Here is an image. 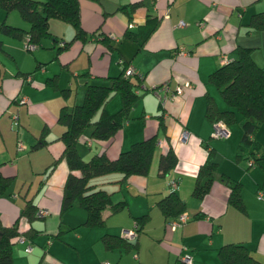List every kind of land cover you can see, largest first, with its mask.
<instances>
[{"label":"crops","instance_id":"0c3cea01","mask_svg":"<svg viewBox=\"0 0 264 264\" xmlns=\"http://www.w3.org/2000/svg\"><path fill=\"white\" fill-rule=\"evenodd\" d=\"M130 1L135 0H78L79 24L90 34L83 42L73 39L59 48L57 42L69 39L73 28L65 26L67 37L51 29L56 40H40L37 45L41 46L30 54L21 48L23 37L0 33V172L11 176L0 192V222L13 221L24 197H31L36 208L46 209L30 222L35 234L18 237L12 244L13 264H99L103 258L114 264H220L216 247L226 241L244 243L264 264V195H256L264 173L257 165L246 167L244 161L234 159L240 135L237 123L228 126L225 137L212 138L210 122L203 115L204 90L217 105L220 101L206 74L221 63L222 56L231 57L235 43L249 46L251 58L264 68V29L245 32L242 23L252 12L264 8V0H140L129 15L117 9ZM145 13L157 16L158 22L137 49L122 32L127 21L131 22L129 28L139 25ZM13 22L25 27L16 18ZM102 35L109 38L110 48L99 41ZM123 65H130L134 70L130 76L139 78L141 95L129 110L131 117L111 141L88 140L83 131L80 140L88 151H82L81 157L100 151L112 157L132 141L157 133V114L165 128L157 135L159 144L145 175L129 174L118 186L112 181L120 177L116 171L90 178L93 187L119 190L117 199L125 203L118 211H101L102 227H87L82 224L84 211L77 204L58 213L66 166L58 158L63 126L56 121V113L62 104L70 106L81 100L85 81L105 83V77L115 75ZM52 75L58 88H66L64 95L44 82ZM185 80L188 85L171 93L174 85ZM153 86L156 88L151 90ZM161 95L165 96L162 105ZM21 96L23 101H19ZM118 105L115 93L103 108L112 111ZM43 128L46 142L34 146ZM180 132L189 134V140L180 141ZM254 137L264 149V119ZM198 140L216 152L218 171L241 182L244 212L226 203L228 187L217 178L200 199L190 195L197 164L205 155ZM168 146L175 150L177 159L171 169L160 173L157 155ZM53 160L51 168L45 169ZM169 178L176 179L173 190L184 200L189 214L173 230L163 226L155 203L171 189ZM145 211L148 217L135 234L136 249L117 252L102 247L101 231L118 233L121 228L133 227L132 216ZM193 212L200 215L192 216ZM59 229L61 239L53 235ZM181 243L189 249V263L178 259ZM27 245L29 249L24 250Z\"/></svg>","mask_w":264,"mask_h":264},{"label":"trees","instance_id":"16d2710c","mask_svg":"<svg viewBox=\"0 0 264 264\" xmlns=\"http://www.w3.org/2000/svg\"><path fill=\"white\" fill-rule=\"evenodd\" d=\"M140 2V0H135L127 2V4H120L117 9L129 15ZM0 7L4 12L12 8L16 9L18 15L27 22V26L22 27L7 23L2 19L0 20V33L16 38L23 37L33 43V47L46 36H49L52 41L56 40L55 34L48 29L49 17L66 21L73 28V33L69 39L65 42H57L58 48L65 46L73 39L83 42L90 34H87L79 24L78 0H0ZM157 22V16L145 13L143 21L134 29L129 28L131 22L127 21L122 36L135 42L136 48L139 49L153 31ZM242 23L245 26V32L264 29V8L252 12ZM99 41L108 48L111 47L107 36L102 35ZM220 62L219 65L206 74V80L214 86L223 105L221 106L220 101L217 105L214 97L209 92L203 91V115L210 122V136L225 137L211 135L214 120H220L227 127V135L228 126L236 122L240 128V135L235 144L234 159L237 161L244 160L246 167L257 165L264 173V149L260 141L254 137L264 119V68L251 58L250 47L239 43H235L231 48V57L223 56ZM125 67L127 66L123 65L115 75L106 76L107 81L105 83L85 81L81 100L72 103L70 106L62 104L56 113V121L63 126L59 133L62 148L58 158L63 159L66 166V173L60 190L58 213H62L72 204H77L84 211L82 224L87 227H102L104 218L101 211L104 208H107L109 212L118 211L125 203L124 199H111L110 194L113 190L93 187L94 184L90 182V178L118 171L120 177L112 180L118 186L117 184L123 182L129 174L145 175L149 169L155 146L157 143L159 144L157 134L153 132L146 137L132 141L126 148L118 150L112 157H108L103 151H100L83 158L77 151L76 141L83 131L87 130L88 137L91 139L100 142L111 141L115 131L120 129L123 122L131 117L129 110L141 94L137 90L139 78L136 75L130 76L134 70L125 74ZM55 79L56 77L52 75L46 77L44 82L52 88L58 89L64 95L66 88H58ZM174 86L171 93H179L174 91ZM155 88L153 86L150 89ZM115 93L119 96V105L112 111H106L103 104ZM162 103L163 101L161 105ZM155 116L157 118V132H164L165 123L163 118L160 114ZM44 131L45 128L39 132L34 146H40L46 142ZM181 133L179 134L180 141L189 140V134L185 133L184 138H181ZM198 142L203 145L205 155L197 164L190 187V195L195 199H200L208 190L211 181L217 178L222 180L228 187L226 203L240 212H244L241 182L232 179L222 171H218L217 154L214 149L212 147L206 148L205 143H200V140ZM176 155L171 146L158 153L157 168L160 173L167 172L173 167L177 159ZM53 162L54 160L45 169L49 170ZM10 179V175L7 176L0 172V192L6 188ZM168 184L171 189L159 196L155 203L163 216V226L173 230L181 223L170 228L168 226L170 221L182 212L185 213L183 222L189 217V214L185 211L184 200L173 190L176 179L169 178ZM257 189L262 191L260 196L262 197L264 195V176ZM36 209L31 197H24L20 210L13 221L8 224L0 222V264H13L11 247L18 237H22V239L31 238L32 234H35L36 229L32 227L30 222L35 217L42 216L36 214ZM197 213L193 212L191 215H200V213ZM147 217L148 213L146 211L133 215V227L121 228L118 233L101 231L99 241L102 247L106 250L133 251L137 245L136 231L140 229ZM19 219L22 222L19 223ZM125 229H131L133 234L130 237L125 235ZM53 235L61 239L60 229ZM181 245H184L190 254L187 245L181 243L177 256L182 251L180 250ZM25 247H23L24 250H28ZM216 256L220 264H262L240 241L220 243L216 247ZM99 264L114 263L107 258H103Z\"/></svg>","mask_w":264,"mask_h":264},{"label":"built area","instance_id":"2783aa9c","mask_svg":"<svg viewBox=\"0 0 264 264\" xmlns=\"http://www.w3.org/2000/svg\"><path fill=\"white\" fill-rule=\"evenodd\" d=\"M181 21H179L180 23ZM61 43V42H59ZM34 44L29 42L28 40H26L24 38V41L22 43V47L24 49H31L33 48ZM221 59H223V56L221 57ZM133 71V68L129 65L127 67H125L124 69V73L125 74H128V73H131ZM185 85H188V81L185 80L183 81L182 83H178L174 86V91L175 92H180L182 90V87L185 86ZM161 98V101L164 100V95H161L159 96ZM24 100V96H21L19 101H23ZM184 135H185V132H182L181 133V138H184ZM211 135L213 136H226L227 135V127L220 121V120H214L213 123H212V130H211ZM19 145V144H18ZM172 184H174V182H172ZM262 194V191L261 190H258L257 191V197H260ZM46 209L45 208H37L36 209V214L38 215H42L43 213H45ZM185 217V213H179L173 220L170 221L169 223V227L172 228L174 227L175 225H178L179 223L182 222V220L184 219ZM124 234L127 235V236H131L133 234L132 230L131 229H125L124 230ZM19 239H22V237H19ZM26 249H29V246L27 245L25 247ZM180 250H182L180 253H179V256L178 258L183 262V263H189L190 262V254L188 253V251L186 250L185 246L184 245H181L180 246Z\"/></svg>","mask_w":264,"mask_h":264},{"label":"rangeland","instance_id":"374dc122","mask_svg":"<svg viewBox=\"0 0 264 264\" xmlns=\"http://www.w3.org/2000/svg\"><path fill=\"white\" fill-rule=\"evenodd\" d=\"M14 18H16V20H19L21 23H22V25H24V26H27V22L25 21V20H23L19 15H18V13H17V11H16V9H14V8H12V9H9L8 11H6V12H4V10L0 7V19H3L5 22H7V23H10V24H14L15 22H13L14 21ZM48 29L49 30H53L55 33H57V35L59 36H62V37H67L68 35H69V32H67V29L65 28V26H67L68 28H70L71 30H72V26L68 23V22H66V21H59V19H56L55 17H49L48 18ZM60 22H62V23H60ZM14 25H18V24H14ZM20 26V25H19ZM64 26V27H63ZM22 40H23V38H22ZM41 40H51L50 39V37L49 36H46V37H43ZM40 47L41 45H35V47L32 49V50H29V49H24L23 47H21L22 48V50L24 51V52H27V53H31L30 51H34L37 47ZM52 47H55V45H52ZM78 62V61H77ZM218 94V93H217ZM220 100V99H219ZM220 103H221V106L223 105V103H222V101L220 100ZM100 109V108H99ZM97 112H98V110H97ZM236 123V122H235ZM86 132H87V130H85ZM157 135H161V133L160 132H157L156 133ZM82 135H80L79 136V140H78V138H77V144H76V146H77V150H78V152H79V154L81 153L82 154V151H88V148L87 147H85V142H83V141H81L80 140V137H81ZM211 137V136H210ZM86 138L89 140L90 138L88 137V136H86ZM212 138H215V137H212ZM81 141V142H80ZM155 148H156V146H155ZM83 153H87V152H83ZM85 156H86V154H85ZM154 156H155V151L153 152V154L151 155V157L152 158H154ZM217 156V155H216ZM217 159H219V157H217ZM151 161V160H150ZM242 161H244V160H242ZM244 163H245V161H244ZM118 172V171H117ZM107 176V175H106ZM36 186H37V184H35V186H33V189H34V191H33V193H35V189H36ZM37 196V195H36ZM110 196H111V198H112V200H115V199H117L118 197H119V190H116V191H114V192H111V194H110ZM145 221V220H144ZM143 221V222H144ZM152 222H153V224H154V222H155V220L154 219H152ZM131 254V253H130Z\"/></svg>","mask_w":264,"mask_h":264}]
</instances>
